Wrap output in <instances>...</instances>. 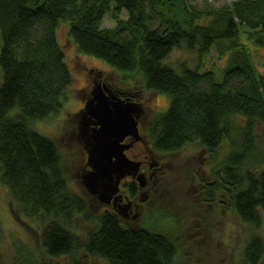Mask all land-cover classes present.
Segmentation results:
<instances>
[{"label":"trees","instance_id":"obj_1","mask_svg":"<svg viewBox=\"0 0 264 264\" xmlns=\"http://www.w3.org/2000/svg\"><path fill=\"white\" fill-rule=\"evenodd\" d=\"M106 14L115 20L111 27L102 25ZM61 20L69 24V37L83 55L120 70H139L141 88L134 89L144 90V85L170 96L168 109L150 121L154 149L175 152L197 142L210 154L229 142V152L216 169L217 189L241 222L260 227L264 161L262 154L253 157V140L254 130L264 125V74L251 64L239 28L264 44V0H230L199 9L190 0H0V183L17 212L41 224L39 248L45 260L39 258L37 264L55 258H66L65 264H174L176 244L160 227L178 224L166 218H182L162 211L160 221L159 208H150L152 218L141 217L146 210L139 211V226L106 212L98 219L100 227L88 234L78 235L71 227L84 203L67 187L56 143L29 126L33 119L57 113L72 83L56 37ZM179 48L196 52L200 61L180 63L178 69L167 63ZM212 49L218 59L234 52L220 79L212 70L200 69L202 56ZM14 109L18 112L11 115ZM240 117L245 124L235 128ZM204 214L200 221L210 227L209 211ZM263 254L262 241L251 233L241 264H258Z\"/></svg>","mask_w":264,"mask_h":264},{"label":"rangeland","instance_id":"obj_2","mask_svg":"<svg viewBox=\"0 0 264 264\" xmlns=\"http://www.w3.org/2000/svg\"><path fill=\"white\" fill-rule=\"evenodd\" d=\"M190 1L196 9H199L208 5L220 6L230 0ZM107 14L103 18L102 25L111 27L115 24V20ZM125 16L126 13L122 12L121 17ZM239 30V41L245 45L249 52L251 64L259 73L264 74V44L255 43L253 39H250L245 32L247 30L245 27H240ZM68 31L69 24H59V43L63 45L65 62L72 73V83L67 89V98L63 101L62 108L57 113H51L42 119H33L30 121L29 126L34 131L51 137L56 143L60 152V167L69 183L67 187L81 197L86 207L84 215L88 217L85 218L84 215H81L79 223L81 231L88 232L96 227L97 216L104 209L103 206L97 204V201L93 200V197H99L101 200V196H106L107 191L86 193L81 189L79 183L82 178L81 162L85 161V156L77 141L76 134H79L77 121L72 118L74 114L68 113H74L81 107L83 101L81 90H93L98 86L87 87L90 85L87 80L89 75L82 74L87 69L101 72L104 81L122 87H130L131 89L141 86L142 76L139 70H120L100 58L83 55L75 47ZM233 53V51H229L228 56L218 59L214 49H212L208 54L202 56L201 71L212 70L216 77L220 79L221 72L225 69L229 56L235 57ZM196 54V52H190L184 48L175 49L166 59V62L178 69L179 64L183 62L193 65L198 59ZM198 60L200 61V59ZM2 79L3 72L0 68V84ZM142 88L146 91L144 93V90L140 89L142 91L140 101L147 110V116L144 120L145 125L157 117V114L168 109L170 96L167 93L146 90L144 85H142ZM16 112L17 109L12 110L10 114L14 115ZM233 123L235 128H238L245 124V120L240 117ZM233 135L237 139L238 131ZM253 144L255 149L253 157L262 154L263 156L260 159L264 161V125L258 126L254 130ZM229 148V143L225 142L219 149L209 154L200 145L189 143L175 152H169L164 158L166 172L165 177L163 176V191H156V195L145 203L147 209H144L146 212L142 213L141 217L150 218L149 215L153 214V211L149 210L150 208H159L156 210V219L160 221H162L159 218L160 215L165 217L162 211L182 216V218L176 217L175 219L166 218V222H178L175 227L166 224L160 227L162 233L168 235L176 244L178 255L173 259L174 264H241L244 244L247 237L253 232L262 241L264 250V218L258 228L241 222L233 211L229 200L225 208L221 203L217 205L220 198L219 192L214 204L211 206L197 203V200H199L197 195L199 182L213 178L215 170L220 167L225 155L229 152ZM88 177L90 176H86L85 179ZM89 194L93 197L90 195V198ZM221 198L224 202V195ZM109 200L113 201L114 196ZM124 206L125 204L122 203L120 208L124 211L119 210L122 216L126 213ZM206 207L209 208L208 222L211 224L210 227H214L213 229L206 225L203 226L200 221L205 215L204 213L208 212L203 211V208ZM26 219L16 211V205L8 189L0 183V264H37L39 258L41 261L45 260V256L39 248L41 224ZM141 221L142 219L138 216L133 224L139 226ZM81 262L88 264L87 260ZM65 263L66 258H55L51 262H44V264ZM102 264L104 263L102 262ZM258 264H264V254Z\"/></svg>","mask_w":264,"mask_h":264},{"label":"flooded vegetation","instance_id":"obj_3","mask_svg":"<svg viewBox=\"0 0 264 264\" xmlns=\"http://www.w3.org/2000/svg\"><path fill=\"white\" fill-rule=\"evenodd\" d=\"M97 84L98 83L96 79H92L90 80V85H88L87 87H94L93 85ZM108 89L109 96H113L114 99L118 100L119 103H121V105L128 107L127 109L133 110L137 108V111L131 112V114H133L134 118H137L136 120L139 138L137 140L129 135L124 137L118 143V145H116L117 150L120 147L123 148V153L129 161V168L126 170L125 175H123L118 182V192L115 195V200L110 201L106 204L102 203L99 197H93L91 194H89V197L91 198L92 196L94 201L103 204L108 208V211L114 213L115 211L119 212L120 208L122 207L120 206L122 205V203L127 204L128 212L124 215L129 217V215H132L134 211H138L137 206L133 203V201H140L139 211L143 212L144 209L147 208L145 206V203L150 200L152 196L156 195V191H163L162 185L166 172V164L164 158L169 152H161L154 149L152 140L150 139L149 134L146 132L151 120L144 125V120L147 116V110L143 103L140 101V97L136 95V92L131 88L126 89L120 86L114 87L111 84L108 85ZM81 95L84 100V104L76 114V118L78 121L77 129H79V134L76 135L81 139L84 150L89 156L94 151L95 138L93 132L95 133V131H97L100 126H97L93 122V119L89 117L86 111V105L92 99L91 93H89V89L81 90ZM160 155H162V157H160ZM88 156H85V161L82 162L84 166L81 165L82 178L79 180L81 188H83L84 191L86 190L84 185V182L86 180L85 177L89 176L92 173V170H95L96 167V162L91 161ZM112 165L115 166L113 162ZM135 168L138 169L137 173L135 172ZM113 175L116 174L114 173ZM138 177L139 180L146 182V187H139V182L137 180ZM97 187L98 190L101 191L106 190L110 187V185L105 183V181L100 180ZM135 191L137 192V198H133V196L135 195Z\"/></svg>","mask_w":264,"mask_h":264},{"label":"water","instance_id":"obj_4","mask_svg":"<svg viewBox=\"0 0 264 264\" xmlns=\"http://www.w3.org/2000/svg\"><path fill=\"white\" fill-rule=\"evenodd\" d=\"M105 99L102 96V90L100 86H97L92 91V99L86 105L87 114L91 112H99L98 118L100 123V128L95 131L94 142L103 143L109 140L113 132L131 133V136L135 139L139 138L138 128L136 127L135 118L131 112L137 111L136 109L129 110L128 107L124 105H117L108 109ZM93 137V135H92ZM91 161L96 162L95 170L91 173L90 177L86 178V187L90 192H95L97 189V180L105 181L108 185H112L110 190H106V201L110 202L109 199L114 196L118 191V181L125 175V170L128 168V159L121 154V149L117 150L115 148H103L95 149L93 156H90ZM115 159V160H114ZM113 160V161H112ZM112 162L115 166L112 165ZM138 169L135 168L137 173ZM116 175H113V174ZM139 179V177H138ZM115 180V181H114ZM140 186H145V181L140 182Z\"/></svg>","mask_w":264,"mask_h":264},{"label":"bare ground","instance_id":"obj_5","mask_svg":"<svg viewBox=\"0 0 264 264\" xmlns=\"http://www.w3.org/2000/svg\"><path fill=\"white\" fill-rule=\"evenodd\" d=\"M61 23H65V24H68L67 22H65L64 20H61L60 21ZM56 30H57V41H58V44L60 45V47H61V49H62V51H63V45H61L60 43H59V38H58V26H57V28H56ZM1 32H0V39H1ZM63 53H64V51H63ZM64 56H65V54H64ZM85 75L87 76V75H89V80H92V79H96V81H97V85L98 86H100L101 87V90H102V96H103V98L105 99V103L107 104V106H108V108H107V110L108 109H110V110H112V108L114 107V106H117V105H121V103H119V101L118 100H116V99H114V97L113 96H109V89H108V85L109 84H111V82H109V83H105L104 82V80H102V78H101V76H99V75H97L94 71H92V70H89V69H87L86 70V73H85ZM3 80V79H2ZM2 82V81H1ZM103 84H105V85H103ZM111 85H113L114 87H116V86H119V85H115V84H111ZM120 87H122V86H120ZM124 88V87H123ZM86 90H88V89H86ZM135 92H136V95L138 96V97H142V91H140V90H136V89H133ZM152 91V90H151ZM89 93H91V97H92V90H89ZM114 100H116V101H114ZM84 104V100L81 102V106ZM81 108V107H80ZM79 108V109H80ZM78 109V110H79ZM15 110V109H14ZM78 110L76 111V112H74V113H68V114H74V116H72V118H74L76 121H77V118H76V114H77V112H78ZM17 112H18V110H17ZM16 112V113H17ZM89 115V117L90 118H92L93 119V122L97 125V126H101L100 125V123H99V118H98V115H99V112H91L90 114H88ZM47 117V116H46ZM45 118V117H44ZM137 118H135V123H136V127H137V120H136ZM77 125H78V121H77ZM138 128V127H137ZM146 132L149 134V136H150V139L151 140H153V138H152V136H153V132L150 130V128L148 127V129L146 130ZM129 135H131V133H126L125 131H122V132H120V133H118V132H113L112 133V136H111V138L109 139V140H107V141H105V142H103V143H98V142H95L94 143V151H95V149L97 148V149H103V148H115V146L118 144V142H120L124 137H126V136H129ZM48 137V136H47ZM50 139H52L51 137H49ZM53 140V139H52ZM54 141V140H53ZM77 141H78V144L81 146V150H82V153L84 154V156H88V154H87V152L84 150V146H83V143H82V141H81V139L80 138H78L77 137ZM153 142V141H152ZM226 142H228L227 140H226ZM197 143V142H196ZM229 143V142H228ZM197 145H199L198 143H197ZM201 146V145H200ZM202 148H203V146H201ZM204 149V148H203ZM205 150V149H204ZM94 151H93V153H94ZM206 151V150H205ZM207 152V151H206ZM93 153L91 154V155H89L88 156V158L90 157V156H93ZM61 159V158H60ZM82 163V162H81ZM82 166H84V164L82 163L81 164ZM58 178H61V176L60 177H58ZM217 181H220V176H219V174L217 173V171L215 170V172H214V175H213V178H210V180H207V181H200L199 182V187H198V190L199 191H197V195L199 196V200H197V202L198 201H200L201 203L203 202V204L204 205H206V204H208V205H212V204H214V202H215V200H216V196H217V194H218V192L220 193V198H219V202L221 201V203H227L228 202V199H226V196L221 192V191H218V189H217V186H216V183H217ZM83 190V189H82ZM95 190V192H97V191H100V190H98V189H94ZM86 191V190H85ZM88 193H91L90 191H87ZM86 192V193H87ZM136 195H137V192L135 191V195L133 196V198H137L136 197ZM222 195H224V202H223V200H222ZM205 196V197H204ZM101 202L102 203H109V202H107L106 201V199H107V197L106 196H104V195H102L101 196ZM133 203L137 206V209H138V211H134V213L132 214V215H129V217H127L126 215H124L123 214V216L122 215H120V212H117V211H115V213L114 212H110V211H108V208L107 207H105L103 204H101V203H99V202H97V204H99V205H101V206H103L104 207V209L99 213V215L97 216V225H96V227L95 228H97V226H98V224H99V217L101 216V215H103L104 213H113V214H116L117 216H119V217H121L122 219H126V220H131V222H129V224H130V226H133L134 224V222H135V220H136V218L139 216V204H140V201L138 200H136V201H133ZM120 206H122V205H120ZM124 209L126 210V213L128 212V210H127V204H125V206H124ZM85 210H86V207H85V205H84V209L81 211V214L80 215H78V216H83L84 214H85ZM120 210H123V209H120ZM124 211V210H123ZM138 214V215H137ZM77 216V217H78ZM153 216V214H150L149 215V217L151 218ZM84 217L85 218H87L88 216H85L84 215ZM83 217V218H84ZM27 218V217H26ZM28 219V220H27ZM26 220L27 221H31V219H29V218H27ZM129 224H125V225H123V226H126V227H128V225ZM80 223H79V221L78 222H75V219L72 221V223H71V227L73 228V230L75 231V233H77L78 235H82V234H88L90 231H88V232H83V231H81V229H80ZM98 227H100V226H98ZM94 228V229H95ZM93 230V229H92ZM165 234V233H164ZM166 237H168V235H165Z\"/></svg>","mask_w":264,"mask_h":264},{"label":"clouds","instance_id":"obj_6","mask_svg":"<svg viewBox=\"0 0 264 264\" xmlns=\"http://www.w3.org/2000/svg\"><path fill=\"white\" fill-rule=\"evenodd\" d=\"M133 117H134V116H133ZM138 134H139V133H138ZM94 143H95V142H94ZM93 171H94V170H92V172H93ZM90 175H91V174H90ZM90 175H89V176H90ZM99 181H100V179L97 180V186H98V182H99ZM114 181H115V180H114ZM86 182H87V179L85 180L84 185H85V189H86V191H89V190H87ZM141 182H142V181H141ZM112 185H113V184H111L110 187L107 188L106 190H110V189L112 188ZM80 187H81V185H80ZM97 189H98V187H97ZM142 201H143V200H142Z\"/></svg>","mask_w":264,"mask_h":264}]
</instances>
